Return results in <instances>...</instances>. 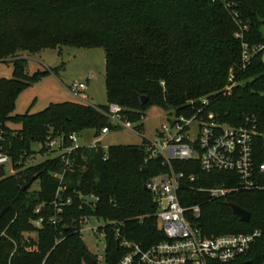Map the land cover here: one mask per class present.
Segmentation results:
<instances>
[{"label": "trees", "instance_id": "trees-1", "mask_svg": "<svg viewBox=\"0 0 264 264\" xmlns=\"http://www.w3.org/2000/svg\"><path fill=\"white\" fill-rule=\"evenodd\" d=\"M237 1L249 25L246 40L264 41V0ZM238 31L231 11L214 0H0V57H14V77L0 78V153L11 158L14 170L8 175L0 164V212L9 205L0 218V264H102L94 255L93 263L87 257L91 253L80 232L83 217L112 222L105 228V264L123 259L128 250L123 240L148 247L163 238L145 183L167 166L161 156L148 152L146 137L141 144L105 148L98 141L82 146L70 155L69 166L60 156L26 165L34 153L32 143L44 147L47 136L63 134L69 145L72 132L91 128L98 137L106 125L120 128L103 113L109 103L123 107L130 120L139 122L138 129L150 106H161L169 116L190 117L203 106V98L209 101L204 114L213 111L224 121L237 123L252 114L258 124L256 158L264 160V59L259 54L246 68L241 65ZM69 44L104 48L107 103L64 101L36 113L14 114L20 93L53 71L29 75L27 59L17 51L35 53ZM231 70L236 85L229 93L224 89ZM141 95L148 97L145 104ZM8 122L22 126L15 130ZM174 166L186 172L182 202L202 206L195 220L202 233L259 229L262 239L241 264H264V190L211 198L191 186L209 188L225 180L234 185L236 175L206 174L196 159ZM229 176L235 178L227 182ZM38 179V190H30ZM90 194L98 199L87 203L84 196ZM229 201L248 209L250 221H240ZM24 232H37V238Z\"/></svg>", "mask_w": 264, "mask_h": 264}, {"label": "built area", "instance_id": "built-area-1", "mask_svg": "<svg viewBox=\"0 0 264 264\" xmlns=\"http://www.w3.org/2000/svg\"><path fill=\"white\" fill-rule=\"evenodd\" d=\"M214 1L224 4L239 25L236 37L241 41V65L246 68L253 57L259 54L264 59V41L250 43L246 40L249 25L238 9V1ZM234 77L231 70L224 91L229 93L232 91L236 85ZM86 89L87 85L84 82H74L70 85V91L75 97L84 104H90L84 101L85 96L82 92ZM208 104L207 98H203V106L192 116L185 117L176 114L169 116V121L157 130L155 138L146 137L148 152L153 156H161L163 164L167 166L165 171L151 177L145 183L146 189L153 196L156 206L155 217L160 225L163 238L148 247L123 240L122 245L127 246L128 250L119 264H241L247 259L252 246L262 239V232L259 229L246 233L206 236L195 222L201 216L202 206L200 204L186 205L181 200L180 193L185 190L188 182L185 181L186 172L175 168L176 161L196 159L199 161L201 170L206 174L230 172L236 175L234 185L227 186L226 180L209 188L190 185L193 189L207 192L211 198L224 197L229 193L264 190V160L259 162L256 158L257 118L252 114H246L237 123L224 121L213 111L204 114ZM123 110L124 108L119 104L109 103L108 110L103 113L113 126L137 128L139 122L130 120ZM193 121L198 122L195 137L190 134ZM109 131L110 126L106 125L102 129V134ZM141 134L143 137L142 132ZM78 136V132L69 134V145L63 134L54 139L47 136L44 146L47 150H60L56 156H60L66 166H69L71 164L70 155L82 147L78 142ZM10 160L7 154L0 153V164H6ZM233 178L235 177L229 176L227 182ZM195 179V174L189 177L191 182ZM84 198L87 203L98 199L94 194L84 196ZM70 203L71 199L68 198L66 204ZM89 218L80 219L82 237L84 232L92 230L105 238V228L112 222L108 221L104 223L105 225L86 228L85 224ZM96 218L99 220L98 217ZM116 236L120 237L119 229L116 231Z\"/></svg>", "mask_w": 264, "mask_h": 264}, {"label": "rangeland", "instance_id": "rangeland-1", "mask_svg": "<svg viewBox=\"0 0 264 264\" xmlns=\"http://www.w3.org/2000/svg\"><path fill=\"white\" fill-rule=\"evenodd\" d=\"M19 56L27 59L26 71L34 75L36 71L53 69L51 73L43 74L39 80L31 84L25 91L20 93L16 100L14 114H23L27 111L36 113L50 106V104L64 101L80 102L70 91V85L74 82H84L87 89L82 93L86 103L105 105L107 92L105 86L106 52L104 48H83L77 45H62L57 48H46L31 53L28 50L17 51ZM14 57H0V78H13ZM169 111L161 106L153 105L145 111L142 129L121 127L110 130L102 135L100 141L105 148L109 145L141 144L143 137L155 138L157 130L169 121ZM12 129L18 130L22 124L8 122ZM190 134L195 137L198 130V122L193 121L190 126ZM94 129L84 130L79 133V144L89 146L98 138ZM96 143V142H95ZM45 147V146H44ZM42 143H32L34 153L27 157L26 165H38L50 157H55L60 150H45ZM6 173H14L12 160L5 164ZM40 180L35 181L30 190H38ZM102 219L91 216L85 227L105 225ZM25 237L36 239L37 232H24ZM83 241L86 243L91 256H96L102 264H105L104 252L106 247L105 238L98 232L86 231L83 233Z\"/></svg>", "mask_w": 264, "mask_h": 264}, {"label": "water", "instance_id": "water-1", "mask_svg": "<svg viewBox=\"0 0 264 264\" xmlns=\"http://www.w3.org/2000/svg\"><path fill=\"white\" fill-rule=\"evenodd\" d=\"M148 100V97L146 95H141L140 97V101L142 104H145ZM26 186H24V188H26ZM146 188V186H145ZM228 204H230V206L232 207L235 215L239 218L240 221L242 222H248L250 221V216H251V212L248 209L243 208L242 206H240L238 203H235L233 201H229ZM9 208V205H6L2 211L0 212V218L3 217L5 215V212L7 211V209ZM87 257L89 259H91V263L95 262V259L88 253Z\"/></svg>", "mask_w": 264, "mask_h": 264}, {"label": "crops", "instance_id": "crops-1", "mask_svg": "<svg viewBox=\"0 0 264 264\" xmlns=\"http://www.w3.org/2000/svg\"><path fill=\"white\" fill-rule=\"evenodd\" d=\"M103 135V134H102ZM102 135L100 136V137H98L96 140H95V142H97V141H100L102 138ZM95 142L93 143V144H95ZM100 142H102V141H100ZM93 144H90V145H93Z\"/></svg>", "mask_w": 264, "mask_h": 264}]
</instances>
